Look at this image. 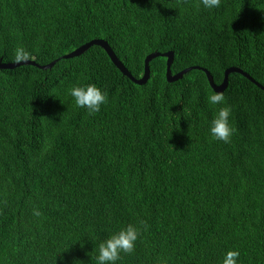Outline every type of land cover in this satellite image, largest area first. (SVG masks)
I'll list each match as a JSON object with an SVG mask.
<instances>
[{
    "label": "trees",
    "instance_id": "obj_1",
    "mask_svg": "<svg viewBox=\"0 0 264 264\" xmlns=\"http://www.w3.org/2000/svg\"><path fill=\"white\" fill-rule=\"evenodd\" d=\"M96 38L135 78L153 52L193 69L169 82L157 56L138 84L99 45L63 57ZM17 47L56 62L0 68V264H97L128 224L141 236L117 264H264V89L229 75L236 131L216 141L200 68L264 85V0H0V59ZM87 83L108 94L92 115L68 93Z\"/></svg>",
    "mask_w": 264,
    "mask_h": 264
},
{
    "label": "clouds",
    "instance_id": "obj_2",
    "mask_svg": "<svg viewBox=\"0 0 264 264\" xmlns=\"http://www.w3.org/2000/svg\"><path fill=\"white\" fill-rule=\"evenodd\" d=\"M200 3L203 8L213 10L220 7L221 0H200ZM13 58L16 63L26 62L32 58V54L24 47H17ZM68 93L73 98L75 106L87 110L89 115L98 113L108 101L107 92L94 83L75 85L68 90ZM207 102L210 106H220L209 123L211 138L229 143L236 131L233 126L232 107L227 103L223 92L209 95ZM33 215L38 217L41 212L38 209H33ZM140 236L141 229L134 224H128L111 233L98 243L97 264H117L122 253L132 254L135 251ZM239 257V250H228L221 257L220 264H240Z\"/></svg>",
    "mask_w": 264,
    "mask_h": 264
},
{
    "label": "water",
    "instance_id": "obj_3",
    "mask_svg": "<svg viewBox=\"0 0 264 264\" xmlns=\"http://www.w3.org/2000/svg\"><path fill=\"white\" fill-rule=\"evenodd\" d=\"M94 44L103 47L105 49V51L108 53V55L110 56L111 60L115 64V66L118 69H120V71H122V73L124 75H127L128 77L133 79L138 84H144L149 79V77H150V65H149V63H150V61L153 58H155L157 56H164V57L167 58L166 76H167V80L169 82H173V81H176V80L182 78L183 74H185L189 70L193 69V67H189V68H186V69H184L182 71H179L178 73H173V71H172V63L174 61V52L173 51H167V52H163V53L153 52V53L147 55V57L145 59L144 74L141 76V78H135V77H133L130 74L128 69L123 64V62L115 54V52L111 48V46L108 43V41L105 40V39H98V38L92 39V40L82 44L80 47L74 49L73 51H71L68 54H65L63 57L69 58V57L80 55L86 49H88L90 46H92ZM55 62H56V60H54V61H52V62H50L48 64H45V65H39L32 59H30L29 61H26V62L16 63V62H3L2 58H1L0 59V68H14L16 66L23 65V64H33V65H36V66H38L40 68L46 69V68L52 67ZM194 67H196V66H194ZM200 68L206 72L208 80L210 82V85L213 87L215 92H223L228 87V85H229V75L231 73H233V72L241 73L242 75H244L245 77H247L251 81H253L256 85H258L259 87L264 89V85H262L260 82L256 81L248 72H246L243 69H241L239 67H236V66L228 67L225 70L224 79H223V81L220 84L215 83L214 77L212 76V74L210 73V71L208 69L203 68V67H200Z\"/></svg>",
    "mask_w": 264,
    "mask_h": 264
}]
</instances>
